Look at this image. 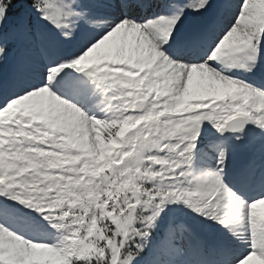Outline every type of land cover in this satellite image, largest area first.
<instances>
[{"label":"snow or ice","instance_id":"snow-or-ice-1","mask_svg":"<svg viewBox=\"0 0 264 264\" xmlns=\"http://www.w3.org/2000/svg\"><path fill=\"white\" fill-rule=\"evenodd\" d=\"M262 203L264 0H0V264L264 262Z\"/></svg>","mask_w":264,"mask_h":264},{"label":"rangeland","instance_id":"rangeland-1","mask_svg":"<svg viewBox=\"0 0 264 264\" xmlns=\"http://www.w3.org/2000/svg\"><path fill=\"white\" fill-rule=\"evenodd\" d=\"M233 71H237V70L233 69ZM239 71H243V70H239ZM257 213H258V216L264 215V203L257 206ZM247 264H264V262L260 261L256 257H253L251 260L247 261Z\"/></svg>","mask_w":264,"mask_h":264}]
</instances>
